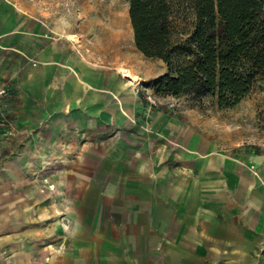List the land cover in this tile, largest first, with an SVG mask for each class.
I'll return each instance as SVG.
<instances>
[{
	"label": "rangeland",
	"instance_id": "rangeland-1",
	"mask_svg": "<svg viewBox=\"0 0 264 264\" xmlns=\"http://www.w3.org/2000/svg\"><path fill=\"white\" fill-rule=\"evenodd\" d=\"M24 31L34 37L70 31L80 54L98 65L129 72L130 77L121 71L120 75L130 81L141 107L130 123L146 129L144 153L151 155V147L153 153L161 147L165 163H149L139 170V164L130 162L138 152L136 145L126 146L122 155L114 148H80L66 138L59 141L50 129L53 116L42 117L44 101L19 95L17 79L24 69L36 66L20 46ZM165 72L161 60L135 47L127 0H0V171L15 176L0 181L2 190L16 205L42 207L43 227L51 219L65 227L67 206L78 220L91 224L100 215L122 220L132 210L165 203L175 220L179 211L187 214L182 234L187 231L188 240L189 235L197 237V244L186 245L188 264L198 263L192 254L200 250L203 264H232L226 254L238 243L218 239L214 231L227 232V199L234 192L231 174L258 176L259 168L264 170V78L236 106L224 109L210 96L156 93L152 83ZM153 125H164L167 133L152 132ZM200 156L211 157L221 178L215 182L219 192L211 181L200 179ZM198 183L203 194L196 202L187 189ZM81 205L99 209L92 212ZM65 248L66 242L58 245L60 252Z\"/></svg>",
	"mask_w": 264,
	"mask_h": 264
},
{
	"label": "crops",
	"instance_id": "crops-1",
	"mask_svg": "<svg viewBox=\"0 0 264 264\" xmlns=\"http://www.w3.org/2000/svg\"><path fill=\"white\" fill-rule=\"evenodd\" d=\"M24 32L19 35L20 46H25V55L34 59L36 66L24 69L21 80L17 79L19 95L23 100L44 101L42 108L47 115L43 112L42 117L53 116L50 129L57 133L59 141L66 138L80 148L93 145L114 148L122 155L126 146L136 145L138 152L131 155L130 162L139 164V170L149 163H165L161 147L155 153L151 147V155L144 153L142 135L146 129L130 123L141 108L138 95L130 81L120 75L119 67L98 65L80 54L70 40L73 35L70 31L52 33L49 37ZM152 128L155 130L152 132L161 136L167 133L164 125ZM198 163L200 179L206 178L218 188L216 183L221 178L211 157L200 156ZM257 174L245 172L241 177L231 174L234 192L227 199V232L214 231L218 239L226 237L231 239L227 242L238 243L226 254L232 264H264V170L259 168ZM7 176L15 177L6 170L0 171V181ZM2 187L0 184V264H188L186 245L198 243L196 236L189 235L193 239L188 240L187 231L181 232L187 214L179 211L175 220L174 211L165 203L152 204L150 210L147 206L132 210L122 220L110 214L100 215L102 218L99 216L91 224L78 220L69 211L73 210L69 209L71 206H67L65 227L60 228L53 219L43 227L42 207L16 205L4 195ZM216 188L214 191L219 192ZM146 194L154 197L155 193L147 189ZM202 194L199 183L187 189V196H194L196 202ZM81 207L92 212L99 209ZM63 242L67 248L60 252L58 245ZM202 252L192 254L198 260L196 264H203Z\"/></svg>",
	"mask_w": 264,
	"mask_h": 264
},
{
	"label": "trees",
	"instance_id": "trees-1",
	"mask_svg": "<svg viewBox=\"0 0 264 264\" xmlns=\"http://www.w3.org/2000/svg\"><path fill=\"white\" fill-rule=\"evenodd\" d=\"M135 47L161 60L156 93L236 106L264 78V0H127Z\"/></svg>",
	"mask_w": 264,
	"mask_h": 264
},
{
	"label": "bare ground",
	"instance_id": "bare-ground-1",
	"mask_svg": "<svg viewBox=\"0 0 264 264\" xmlns=\"http://www.w3.org/2000/svg\"><path fill=\"white\" fill-rule=\"evenodd\" d=\"M120 71L123 72L124 76H129L130 77V73L127 72L125 69L121 68Z\"/></svg>",
	"mask_w": 264,
	"mask_h": 264
}]
</instances>
